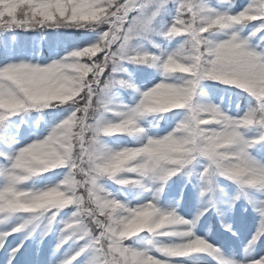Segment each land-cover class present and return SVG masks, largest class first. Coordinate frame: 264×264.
I'll use <instances>...</instances> for the list:
<instances>
[{"label":"snow or ice","instance_id":"obj_1","mask_svg":"<svg viewBox=\"0 0 264 264\" xmlns=\"http://www.w3.org/2000/svg\"><path fill=\"white\" fill-rule=\"evenodd\" d=\"M0 264H264V0H0Z\"/></svg>","mask_w":264,"mask_h":264},{"label":"trees","instance_id":"obj_2","mask_svg":"<svg viewBox=\"0 0 264 264\" xmlns=\"http://www.w3.org/2000/svg\"><path fill=\"white\" fill-rule=\"evenodd\" d=\"M244 2V0H237V3L239 4V3H243ZM22 37H23V33H21L20 34ZM33 35H35L34 33H32V34H29V38H31V36H33ZM51 244H52V241L51 240H49L48 242H46V244H45V248H48V247H50L51 246Z\"/></svg>","mask_w":264,"mask_h":264}]
</instances>
